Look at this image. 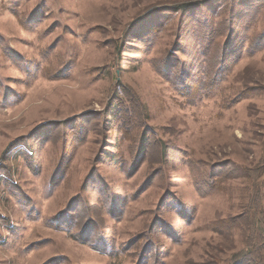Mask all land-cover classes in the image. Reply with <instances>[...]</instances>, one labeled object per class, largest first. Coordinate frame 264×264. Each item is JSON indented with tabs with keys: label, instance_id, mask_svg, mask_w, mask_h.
I'll use <instances>...</instances> for the list:
<instances>
[{
	"label": "rangeland",
	"instance_id": "obj_1",
	"mask_svg": "<svg viewBox=\"0 0 264 264\" xmlns=\"http://www.w3.org/2000/svg\"><path fill=\"white\" fill-rule=\"evenodd\" d=\"M0 264H264V0H0Z\"/></svg>",
	"mask_w": 264,
	"mask_h": 264
},
{
	"label": "trees",
	"instance_id": "obj_2",
	"mask_svg": "<svg viewBox=\"0 0 264 264\" xmlns=\"http://www.w3.org/2000/svg\"><path fill=\"white\" fill-rule=\"evenodd\" d=\"M190 6H191V5H189V4L184 5L182 9H183V10L190 9Z\"/></svg>",
	"mask_w": 264,
	"mask_h": 264
}]
</instances>
